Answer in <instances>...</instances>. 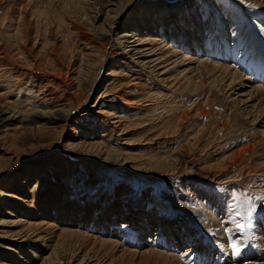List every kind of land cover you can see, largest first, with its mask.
I'll list each match as a JSON object with an SVG mask.
<instances>
[{"label": "rangeland", "instance_id": "rangeland-1", "mask_svg": "<svg viewBox=\"0 0 264 264\" xmlns=\"http://www.w3.org/2000/svg\"><path fill=\"white\" fill-rule=\"evenodd\" d=\"M262 87L264 0H0V264H264Z\"/></svg>", "mask_w": 264, "mask_h": 264}, {"label": "bare ground", "instance_id": "bare-ground-1", "mask_svg": "<svg viewBox=\"0 0 264 264\" xmlns=\"http://www.w3.org/2000/svg\"><path fill=\"white\" fill-rule=\"evenodd\" d=\"M173 5H170V6H168V15L167 16H172V13L173 12H175V9H173ZM169 11H171L172 13H170ZM177 13V12H176ZM190 14L192 15V17H191V22H189L188 23V20H186V21H184L183 19H182V15L180 14L178 17H176L178 20H179V22L180 23H182V22H184V23H186L187 22V24H189L188 26L189 27H191L192 29H194V31H196V32H199V33H201L202 32V25H203V22L202 21H200L201 23H202V25H200V22H199V20H198V18H196V17H194L193 16V14L190 12ZM196 18V19H195ZM183 23V24H184ZM205 25H203V27H204ZM210 27V26H209ZM211 28V27H210ZM240 27H238V29H239ZM236 29H237V26H236ZM210 30V29H209ZM234 31V30H233ZM235 32V31H234ZM245 32V31H244ZM212 33V32H211ZM24 34L25 35H27L26 34V31L24 32ZM204 35V40L209 36V34H210V32L208 31V32H206V33H203ZM211 37V36H210ZM227 37V36H226ZM228 37H230V38H228V40L230 39V42H229V44L228 45H231V44H234V41H236L237 42V40H239L238 38H237V34L236 33H230V35H228ZM241 37V36H240ZM24 38L26 39L27 38V36H24ZM231 39H233L234 41L232 42L231 41ZM208 40V39H207ZM124 42V41H123ZM235 42V43H236ZM142 43H134L133 45H136V46H139V45H141ZM235 45V44H234ZM241 45V44H240ZM236 47V46H235ZM239 61V60H238ZM220 67H221V65H219ZM217 67H218V65H217ZM224 67V66H223ZM222 69V68H221ZM225 69H227V68H225ZM224 70V69H223ZM228 71V70H227ZM229 72V71H228ZM226 73V72H225ZM236 74H237V72H235ZM232 74L234 75V73L232 72ZM235 74V75H236ZM46 75V74H45ZM48 75V74H47ZM52 75L54 76V77H58V78H60V77H62V73L60 72V71H54L53 73H52ZM51 75V76H52ZM231 75V74H230ZM234 75V76H235ZM239 77V76H238ZM232 78V77H231ZM240 78V77H239ZM245 78V77H244ZM235 79V78H234ZM247 80V79H246ZM239 81V80H238ZM243 81V80H242ZM256 86V85H255ZM254 86V87H255ZM256 88V87H255ZM263 89H264V87H262ZM259 89H260V87H258V91H259ZM258 91H256V94H257V92ZM260 91H262L261 89H260ZM254 94V93H253ZM259 94H260V92H259ZM258 95V94H257ZM256 95V96H257ZM262 95H264V94H262ZM261 95V96H262ZM260 95L258 96V98L259 97H261ZM257 98V97H256ZM120 102H122V103H124V104H127L128 103V101H126V100H124V99H121V101ZM126 106V105H125ZM2 118V117H1ZM7 120V118H4L3 120ZM9 120V119H8ZM32 120V119H31ZM116 122V121H115ZM222 169V168H221ZM224 169V168H223ZM223 171V170H222ZM4 187V186H3ZM2 187V188H3ZM2 188H0V196H4L5 195V190H3ZM32 207V206H31ZM34 210V209H33ZM59 259V258H58Z\"/></svg>", "mask_w": 264, "mask_h": 264}, {"label": "snow or ice", "instance_id": "snow-or-ice-1", "mask_svg": "<svg viewBox=\"0 0 264 264\" xmlns=\"http://www.w3.org/2000/svg\"><path fill=\"white\" fill-rule=\"evenodd\" d=\"M233 195H234V198H236V199L239 198L236 194H233ZM255 207L256 206L253 204L247 209L246 212H240V211L236 212L237 216H246L248 218L247 223H238L237 224V228L238 229L243 230L245 228H248V227L252 226L251 225V219H252V216H253V212L255 211ZM230 246L233 249L234 254H236V255L240 254L241 248L236 242H232Z\"/></svg>", "mask_w": 264, "mask_h": 264}]
</instances>
